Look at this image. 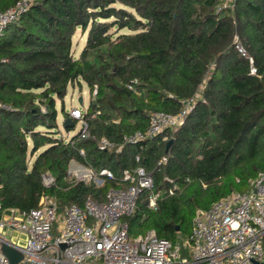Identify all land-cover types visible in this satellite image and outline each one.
<instances>
[{
	"label": "trees",
	"instance_id": "obj_1",
	"mask_svg": "<svg viewBox=\"0 0 264 264\" xmlns=\"http://www.w3.org/2000/svg\"><path fill=\"white\" fill-rule=\"evenodd\" d=\"M20 1L0 0V12ZM28 1L0 35V102L9 107L0 109V216L35 208L43 195L59 211L87 198L101 203L109 189L127 185L124 171L142 167L164 194L151 209L143 191L121 221L130 237L153 230L176 243L189 236L198 210L249 191L264 170V0H235L221 11L219 0ZM78 29L85 40L75 56ZM81 82L90 94L97 86L82 116L88 136L73 132L72 119L63 138L56 101ZM189 99L194 106L181 126L123 143L146 128L150 113L176 114ZM101 137L116 147L100 150ZM72 159L113 178L68 180Z\"/></svg>",
	"mask_w": 264,
	"mask_h": 264
},
{
	"label": "built area",
	"instance_id": "obj_2",
	"mask_svg": "<svg viewBox=\"0 0 264 264\" xmlns=\"http://www.w3.org/2000/svg\"><path fill=\"white\" fill-rule=\"evenodd\" d=\"M234 1L219 0L217 10L232 9ZM28 7L29 1L22 0L0 12V35ZM234 43L236 50L247 56L237 37ZM250 73H255L252 66ZM96 94L97 86L94 85L91 97ZM181 103L182 108L176 114L150 113L146 128L124 136L123 143L137 144L181 126L194 101L189 99ZM0 109L8 110L9 107L0 102ZM84 112L85 109L71 108L68 114L80 123V138L88 136V125L82 117ZM97 146L100 150L116 147L106 137H101ZM103 178L112 179L113 175L107 169L96 172L74 159L68 164V180L99 185ZM42 179L46 186L53 183L49 174ZM122 180L127 185L109 189L101 203L87 198L82 207L70 205L59 211L55 198L43 195L35 208L21 212L10 210L12 214L7 217L1 215L0 264H9L1 253L4 239L20 248L23 258L18 264H255L263 261L264 170L258 172L249 191L232 192L209 209L198 210L182 245L179 241L172 243L158 238L153 230L137 237L128 235L127 225L121 219L133 212L138 196L145 191L148 206L156 209L164 193L154 189L152 178L142 167L124 171ZM176 190L173 185L165 194L174 195ZM13 233L17 235L11 239ZM182 250L189 253V258L182 255Z\"/></svg>",
	"mask_w": 264,
	"mask_h": 264
},
{
	"label": "rangeland",
	"instance_id": "obj_3",
	"mask_svg": "<svg viewBox=\"0 0 264 264\" xmlns=\"http://www.w3.org/2000/svg\"><path fill=\"white\" fill-rule=\"evenodd\" d=\"M112 31L117 32V30H112ZM119 32L125 33L127 31L121 30ZM84 40H85V34L82 33L79 29L76 30L75 34L73 36V39H72V50H74L75 56H77L79 54L80 49L84 43ZM81 86H82V89L80 88L79 83L78 84L76 83L74 86L69 87L68 92H67L66 96L63 98V100L62 101H59V100L56 101V109L58 112V119H57L58 127L56 129V132L59 136L61 135L63 138H69L72 134V132L67 134L66 130L62 126V123L64 121V113L69 114V110L71 108H77V109L83 111L84 109L87 108V105H88L89 100L91 98L89 88L82 82H81ZM79 98L82 99V103L78 102ZM79 128H80V123L78 121H76L73 132H77L79 130ZM4 216L7 217L8 215H4ZM53 233H55V232L53 231ZM7 234H9L8 238H10L11 234L9 232ZM16 235H17V233H13L11 239H13L14 236H16ZM185 240H186V238L184 240L179 241V243L182 245L185 242ZM181 253L183 256L189 258L188 252L182 250Z\"/></svg>",
	"mask_w": 264,
	"mask_h": 264
},
{
	"label": "water",
	"instance_id": "obj_4",
	"mask_svg": "<svg viewBox=\"0 0 264 264\" xmlns=\"http://www.w3.org/2000/svg\"><path fill=\"white\" fill-rule=\"evenodd\" d=\"M79 103H82V99L79 98ZM63 128L67 127H73L74 123L70 117H67L64 119L62 123ZM171 140L167 143L166 149L171 144ZM179 228L176 227V231H178ZM1 253L7 258L9 264H18L19 261L23 258V254L20 251V248L15 245L13 242H11L8 239H4L1 243ZM255 264H264V258L262 262H255Z\"/></svg>",
	"mask_w": 264,
	"mask_h": 264
},
{
	"label": "crops",
	"instance_id": "obj_5",
	"mask_svg": "<svg viewBox=\"0 0 264 264\" xmlns=\"http://www.w3.org/2000/svg\"><path fill=\"white\" fill-rule=\"evenodd\" d=\"M57 119H58V117H57ZM71 133V132H70ZM67 134H69V133H67ZM12 213H11V211L10 210H6V211H4L3 213H2V215H11Z\"/></svg>",
	"mask_w": 264,
	"mask_h": 264
}]
</instances>
